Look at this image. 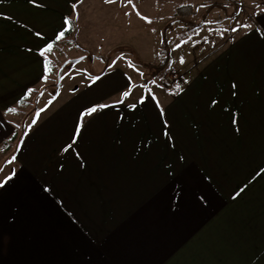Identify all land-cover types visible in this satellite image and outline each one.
Here are the masks:
<instances>
[{
	"label": "crops",
	"instance_id": "0c3cea01",
	"mask_svg": "<svg viewBox=\"0 0 264 264\" xmlns=\"http://www.w3.org/2000/svg\"><path fill=\"white\" fill-rule=\"evenodd\" d=\"M92 1L85 9L95 7ZM119 1L101 0L98 8L113 10L108 14L123 24L131 9ZM142 1L136 5H145L144 13L137 17L149 22L151 13L141 16L152 2ZM217 1L195 4L213 7ZM225 1L244 9L243 23L250 27L230 34L223 47L217 39L179 89L163 87L156 95L123 69L103 70L83 82V91L33 118L35 124L4 151L2 144L18 128L7 109L24 99L30 103L29 90L55 86L49 52L41 51L52 45L65 60L82 56L65 45L75 39L83 0H0L6 264L10 247L30 242L35 254L51 255L52 264H264L263 258L239 261L236 254L243 256L246 245L232 238L203 241L233 201L257 195L264 201V0L245 6ZM66 19L73 32L57 39L69 26ZM111 37L121 40L123 34ZM125 92L130 94L122 100ZM101 105L106 107L89 114ZM5 159L11 162L3 165ZM33 234L38 239H24ZM40 239L50 250L38 245Z\"/></svg>",
	"mask_w": 264,
	"mask_h": 264
},
{
	"label": "rangeland",
	"instance_id": "374dc122",
	"mask_svg": "<svg viewBox=\"0 0 264 264\" xmlns=\"http://www.w3.org/2000/svg\"><path fill=\"white\" fill-rule=\"evenodd\" d=\"M89 1L91 0H83L81 3L76 18L75 39L65 45V48H72L71 55L81 53L80 57L83 59L75 57L69 60L73 61L72 63L65 65L66 58L64 59L63 55L54 54L52 50L49 52L51 83L55 86L32 90L30 103L25 104L27 106H16L12 116L18 125L15 132L23 133L24 129H29L32 125V119L38 118L37 112L40 113L39 117L47 115L73 93L83 91V82L88 83L105 70L115 67L123 69L135 81L140 79L141 88L145 86L150 91L156 92V95H161L157 91L164 90L165 87L176 91L174 88L183 80H187L190 69L196 66L197 61L213 47V43L218 42L217 39L221 38L220 45L223 47L229 44V41H224L226 37L230 34H243L244 29L240 27L244 25V9L225 0H216L219 5L213 7L210 3L203 6L201 3L197 7L196 0L142 1L141 4L152 2L147 9V16H141L148 18L151 13L149 22L137 17L139 12L144 13L145 5L137 7V0H131L130 3L129 0H124L130 4L131 12H127L128 17L123 24L115 22L108 14L113 10L98 8L101 0H93L91 3L95 7L85 9ZM236 1L239 5L240 0ZM245 2L250 4V1L242 0L243 6ZM185 5L192 6L195 14L184 17L179 10L176 13L177 8ZM170 6L173 8L171 9ZM173 9L175 13H172ZM154 11H156L155 16ZM233 28H238V31L233 32L231 30ZM88 30L94 35H85ZM118 32L123 34L121 40L111 37L116 36ZM86 38L88 40H84ZM115 43H123V45L116 49L113 56L100 58V54L103 56V53ZM95 49L98 50L95 51ZM165 55L169 58V66L164 67L165 70L155 69ZM25 107L27 108L24 109ZM41 109L44 111H40ZM6 155L7 159L11 154L8 152ZM5 160L3 165L10 161V159ZM2 161L1 159L0 163ZM261 200H263L261 196L257 195L254 200L247 201L245 196L243 198L241 196L240 199L233 201L234 203L228 207L229 213L221 218L220 223L210 226L211 230L205 235L203 241L213 244L221 240L222 236L225 241H231L232 238L237 244L242 242L244 247L246 245L243 256L236 254L239 261L264 259V201ZM5 229L4 224L0 225V264H6L5 249L2 248L5 244ZM34 237H36L35 234L25 235L24 239L33 240ZM33 244L35 243L30 242L28 245L20 243L16 248L10 247L8 264H38V261L52 264V256H48L47 253L35 254L37 247H33ZM38 245H43L46 252L50 250L48 244L44 245L41 239Z\"/></svg>",
	"mask_w": 264,
	"mask_h": 264
},
{
	"label": "trees",
	"instance_id": "16d2710c",
	"mask_svg": "<svg viewBox=\"0 0 264 264\" xmlns=\"http://www.w3.org/2000/svg\"><path fill=\"white\" fill-rule=\"evenodd\" d=\"M179 10V12L184 16V17H189V16H191V15H194L195 14V9L194 8H192V6H190V5H185V6H183V7H180L179 9L177 8V10H175L176 11V13H177V11ZM73 29H74V25L70 22V24H69V26H68V28H67V30H65L64 31V35H63V37H68V36H70L71 34H72V32H73ZM71 62H73V61H69V60H66L65 61V65L66 64H68V63H71ZM167 66H169V58H168V56H164V59L162 60V61H160L159 62V64L157 65V66H155V69H157V70H161V69H164L165 70V68L167 67ZM150 67H154V66H150ZM165 67V68H164ZM154 69V68H153ZM47 72L48 73H50V70H49V68H48V70H47ZM27 99H24V100H22L20 103H19V106H24L25 105V101H26ZM22 129V128H21ZM19 133H21V131H19L18 133H17V131L16 132H14L3 144H2V150H7L8 148H9V146H10V144L12 143V142H14L17 138H18V134Z\"/></svg>",
	"mask_w": 264,
	"mask_h": 264
},
{
	"label": "snow or ice",
	"instance_id": "6c2138e0",
	"mask_svg": "<svg viewBox=\"0 0 264 264\" xmlns=\"http://www.w3.org/2000/svg\"><path fill=\"white\" fill-rule=\"evenodd\" d=\"M30 2H33L34 3V0H30ZM106 2H113V0H106ZM131 2V0H129V3ZM74 8H75V6H74ZM146 19V18H145ZM65 24L66 25H69L70 24V21H68L67 19L65 20ZM240 27H250L249 25H240ZM65 30H67V29H65ZM233 32H235V31H238V28H233V29H231ZM63 35H64V32L62 31L61 33H59L58 34V36H57V39H61L62 37H63ZM178 47H179V45H178ZM52 50V45H48L43 51H41V53H40V55L41 56H43V55H45V53L46 52H50ZM181 63H183V59H181ZM97 79H98V77H97ZM233 87H235V85H233ZM177 88L179 89V85H177ZM32 90H29V92H31ZM130 93L129 92H125V93H123L122 94V100H123V97H127L128 95H129ZM122 100H121V102H122ZM142 102V101H141ZM103 107H106V106H104V105H101V106H98V107H94V108H92L90 111H89V114L91 113V112H95V111H97L98 110V108H103ZM132 107H135L134 105L132 106ZM7 111L8 112H10V113H14L15 112V109H12V108H9V109H7ZM40 111H44V109H41ZM39 115H40V113L39 112H37L36 113V116L37 117H39ZM162 115H163V113H162ZM35 119L33 120V124H35ZM234 123H235V121H233ZM79 131V128L77 129V132ZM12 159L14 160L15 159V157H12ZM9 162H11V161H9ZM7 179H11V176H9ZM0 186H3L2 185V183H0Z\"/></svg>",
	"mask_w": 264,
	"mask_h": 264
}]
</instances>
